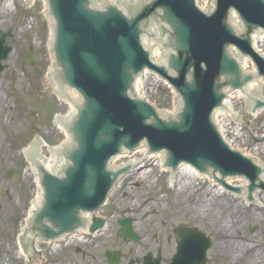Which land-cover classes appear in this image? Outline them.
Returning <instances> with one entry per match:
<instances>
[{"label": "water", "instance_id": "obj_1", "mask_svg": "<svg viewBox=\"0 0 264 264\" xmlns=\"http://www.w3.org/2000/svg\"><path fill=\"white\" fill-rule=\"evenodd\" d=\"M214 2L215 10L208 14L212 0H196L202 11L195 0H115L105 1L103 8H97L94 0H46L47 13L53 19L51 80L54 77L55 85L60 86L61 101L71 100L66 96L70 92L62 96L61 90L69 87L80 95V102L73 103L75 114L61 123L70 141L54 154L60 157L56 173L42 164L44 155L38 145L26 151L42 189L40 203L25 229L35 240L49 241L85 229L88 220L84 216L96 213L117 178L134 165L113 170L111 158L124 150L132 152L141 143L147 154L163 152V166L170 168L172 175L179 164L187 163L204 173L201 178L241 188L240 194L238 188L230 190L239 201L245 198L248 179L247 207L259 206V198L251 200L256 188H264V171L262 181L258 177L260 166L264 169V108L251 114L248 97L254 100L252 111L264 107V100L254 98L261 87L264 98V32L258 31L264 30V0ZM231 10L241 26H237L234 12L230 16ZM8 35L9 31L0 36V71L1 61L11 51L5 40ZM142 35L166 49L163 55L159 56V51L154 55L155 61L163 59L165 64L152 61ZM155 49L154 45L152 53ZM145 69L166 80L181 104L155 76L137 79L136 91L160 113L174 112L178 105L174 115L161 117L145 98L136 97L133 84ZM234 89L241 90L231 91ZM50 91L56 92V88ZM217 108L223 109L216 111L214 120L224 139L252 156L255 164L223 140L212 118ZM180 168L171 182L173 187ZM257 192L264 194V189L254 195ZM103 223V219L94 218L90 231ZM124 233L138 239L129 226ZM178 233V247H192V261L197 263L211 246L210 239L195 228L183 227Z\"/></svg>", "mask_w": 264, "mask_h": 264}, {"label": "rangeland", "instance_id": "obj_2", "mask_svg": "<svg viewBox=\"0 0 264 264\" xmlns=\"http://www.w3.org/2000/svg\"><path fill=\"white\" fill-rule=\"evenodd\" d=\"M94 1L100 3L103 0ZM4 3L6 6L4 8L7 10L2 9ZM0 11L6 13V17H0V30L11 32V37L6 39V43L12 48L7 59L3 61L4 69L0 71V92L7 95L5 97L6 103L0 106V139L6 150L5 158L0 159V203H4L7 208L5 214H7L8 211L13 210L18 212L20 209L18 207L24 203L29 208L39 192L32 174V167L24 156V150L37 139L42 143L40 150L44 155L43 159L54 170L58 161H56L53 151L50 149L66 142L68 139L66 133L57 128L55 119L57 116L65 117L71 112L72 108L70 103L60 101L57 99L56 94L50 91L48 73L52 60L50 59L51 55L48 47L52 23L50 18L46 16L44 1L0 0ZM29 56L33 62L32 65L26 63ZM51 81L54 83L53 80ZM144 156V153H140L135 156L117 157L114 160L113 166H118L131 159L138 161L141 159L143 161L141 167L145 168L141 172L146 175L144 178L139 176L133 179L132 177L135 174L132 173L131 177H123L119 182L120 185L109 198L112 203L108 206H114L115 202L120 203L119 200L123 197H149L153 202L151 208L144 210L146 213L159 205H164L165 208L158 217L154 216L142 220L143 227H149L147 224H153V231L150 230L148 236H145V238L148 237L146 241L155 244L154 235H156V243H158L162 236L155 231L164 225L166 230L170 228L168 227L170 223L176 227L180 224L189 225L190 227H196L211 239V248L208 250V256L211 259L209 264H228V253H234L235 250L239 251L242 247H230L232 249L219 247L220 238L216 233L217 229L214 228L216 221L213 220L217 217H219L217 223L225 225L222 227L228 229V231L236 227L237 231L246 236L247 239L243 240L244 242H257L259 244L263 241L261 238L262 235L264 236V218L252 220L242 216L243 214L240 212L241 209L248 208L246 198L239 201L237 196L231 195L230 190L227 191L230 194L228 198L231 201L233 199L232 203L240 207V211L233 214L240 216L237 219L238 221L234 219L231 222L230 217H227L225 219L227 224L224 223L225 214L217 209L214 214L216 216L211 217L208 215L206 203L204 209L201 210L204 218L194 220L189 212H185L179 204H176V202L179 203L177 200L181 196L175 193L174 190H177V185L185 180L178 177L173 187L169 183L168 171H164L161 166H158L157 158L145 159ZM10 170L12 173L7 177L6 175ZM200 182L201 187H207V180L203 179ZM223 190L225 191V189ZM254 197L255 199L258 197L264 199V194L257 192V196L254 195ZM128 205L129 203H124L122 206L129 207ZM249 208L264 211V204ZM9 230V225L0 226L2 234L8 233ZM168 234L172 235L171 232ZM114 236L113 231L108 238L112 243ZM167 241L169 245L174 246L173 237H170ZM129 246L136 247L137 244L133 243ZM260 263L264 264V258Z\"/></svg>", "mask_w": 264, "mask_h": 264}, {"label": "flooded vegetation", "instance_id": "obj_3", "mask_svg": "<svg viewBox=\"0 0 264 264\" xmlns=\"http://www.w3.org/2000/svg\"><path fill=\"white\" fill-rule=\"evenodd\" d=\"M119 201L120 203L115 202L114 206H108L112 203L110 201L104 204L99 216L104 218L105 223L94 234L83 232L75 235L76 238H68L70 240L66 237L36 245H33L31 239L22 236V224L24 225L28 210L25 203L18 207V212L13 210L5 214L7 208L1 202L0 226L9 225L10 230L6 234L0 231V264H193L190 253L192 247H176V227L172 223L168 225L170 228L167 230L164 225L155 231L162 236L159 242L157 240L158 243L156 235L155 244L146 241L148 237L145 236H148L150 230L153 231V224L143 227L142 220L161 214L157 209L144 212L151 208L153 201L149 197H123ZM124 203H129V207H123ZM126 219H129L126 223L142 235L135 243L136 247L129 246L133 242L121 236L120 225ZM113 231L115 236L112 243L108 238ZM167 232H171L173 236ZM170 237H173L174 246L169 245L167 241ZM209 263L211 259L207 250L204 263L200 264Z\"/></svg>", "mask_w": 264, "mask_h": 264}, {"label": "bare ground", "instance_id": "obj_4", "mask_svg": "<svg viewBox=\"0 0 264 264\" xmlns=\"http://www.w3.org/2000/svg\"><path fill=\"white\" fill-rule=\"evenodd\" d=\"M4 7H6L5 3L2 6V9L7 10ZM0 17H6V13L0 11ZM50 22H51V18H50ZM51 32H52V30H51ZM50 46L51 45H49V47ZM52 58H53V56H52ZM52 67L53 66L50 67V70L48 73V76H49L48 79L50 82L51 89L55 88L54 83L50 80ZM6 96L7 95L5 93L2 94L0 92V106H3L4 103H6V100H5ZM59 97H60V95H59ZM61 100L62 99L60 97V101ZM68 116L66 118H69ZM62 119H63L62 116L56 117L55 120H56L57 128H58V126H60L59 123ZM36 145H38L39 148H42V143L36 139L32 142V144L30 146H28V148H26L24 150V153H26V151L34 150ZM50 150H52V149H50ZM141 152L143 154V149ZM54 153L55 152H53V155H54ZM5 156H6V150H5L3 143L0 139V159H4ZM55 157L56 156L54 155V158ZM144 157H145V159H149V158H147V155H145ZM150 158L152 159L155 157L151 155ZM156 158L158 160L157 164L159 166L161 164V161H162L161 160L162 155H160V156L157 155ZM56 161H59L58 158H56ZM139 161L143 162L141 159ZM42 164H44V166L47 169L53 170V168H50L48 166V164L46 163V161L44 159L42 160ZM33 165L34 164H31L32 174L34 177L35 176L34 171L36 170V167ZM144 169L145 168H143L141 166L135 167L134 171H132L135 175H133L132 178L134 179L135 177H139V176H140V178H144L146 174L145 173L143 174V172H141ZM141 174H143V175H141ZM178 177H180L181 180L183 178L185 181L183 183H179L177 185L178 189L174 190L175 193L180 194V196H181L177 200V201H179V203L176 201L175 202H176V204H179L185 212H189L190 215L194 218V220L195 219L202 220L204 218V214L201 212V210L204 209L203 207L206 203L208 215H210L211 217L215 214V210L217 209V210L221 211L223 214H225L224 215V223H226L225 219H227V217H230L231 222L234 219L236 221H238L237 219H239L240 216H238V215L235 216L233 214H236L237 211L238 212L240 211L239 205L235 206L232 203L233 199L231 201L228 198L230 194L227 193V191H224L223 190L224 188H222L221 185H219L215 180H210L209 178H201L200 174L195 169H193V167H190L188 165H181L180 173H179ZM34 178L36 179V183L38 184V179L36 177H34ZM203 179L207 180V183H208L207 187H204V188L200 186V184H201L200 181ZM38 188H39L38 189V191H39L40 187H38ZM114 191H112L110 194H112ZM255 196H257V195H255ZM37 197H39V192L37 193V196L35 197L36 199L33 201V204H36L37 201L39 200ZM259 204L260 205L264 204L263 198H259ZM256 209H258V208H256ZM160 210H161V207H160ZM240 212L243 214L242 216H246L247 218L252 219V220L264 218V211L263 210H257L256 211L253 208H244V209H241ZM214 216H216V215H214ZM246 217H244V218H246ZM218 219H219V217H217L216 219L214 218L213 220L216 221L215 222L216 225L214 228L217 229L216 233H217L218 237L220 238L219 239V244H220L219 247H227L228 249H232L230 247H242V248H240L239 251H237L233 248L235 250V252L234 253H228L229 258H228L227 263L228 264H261L260 261H262L264 258V236L262 235V238L259 236L263 240V241L259 242V244L257 242H254V243L244 242L243 240L247 239L246 236H244L242 233L237 231L236 227L233 230L228 231V229L222 227L225 225H223L222 223H217ZM22 226H23V224H22ZM73 237L76 238L75 236H72L70 239H72ZM70 239H68V240H70ZM66 243H67V241H66ZM254 247H259V248L261 247V248L259 250V248H254ZM261 257H263V258H261Z\"/></svg>", "mask_w": 264, "mask_h": 264}]
</instances>
